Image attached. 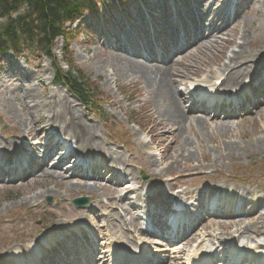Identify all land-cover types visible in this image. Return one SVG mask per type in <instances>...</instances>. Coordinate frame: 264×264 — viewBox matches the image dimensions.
<instances>
[{"label":"rangeland","instance_id":"374dc122","mask_svg":"<svg viewBox=\"0 0 264 264\" xmlns=\"http://www.w3.org/2000/svg\"><path fill=\"white\" fill-rule=\"evenodd\" d=\"M89 1L90 5L87 6L86 13L80 19L82 22L76 21L70 26L72 29L78 27L79 30L75 36L71 37V41L63 50L65 54L60 52L62 48L61 38L54 42L55 49L52 50V53L56 60L61 61L64 69H66L64 63H67V59L74 65V68L82 72L83 77L92 87L91 95L94 97V103L91 105L96 104L98 107L95 106V108L97 109L94 112L88 108L84 109L70 95L63 84H53L52 59L43 56L41 51H30L27 54V62L21 58L13 59L10 56L9 59L0 62V131L2 132V134L0 133V141L13 140L20 145L24 136L35 134V138L38 131L48 129L47 124H50L49 119L51 118H57L55 125L63 129L69 127L66 123L75 127L90 125L93 134L92 139L96 144L104 145L107 142L124 141L125 146L118 145L122 163L130 164L131 170H143L147 174L148 180L151 178L157 183H163L164 190L173 192V189L182 188L188 191V195H191L193 191L202 190L207 186L220 184L228 188L230 186L229 193H222L224 198L233 191L238 200L243 201L244 206L252 207V210L245 211L250 213L242 218L244 222L253 219L255 221L258 216H264V109L249 114L243 119L223 121L188 117L191 114L189 112L187 113L188 118L175 116L172 120L159 114L161 101L155 94L159 95L160 90L152 89L146 80H142L137 74L123 73L119 70L120 59L114 60L113 58L114 53H119L115 52L116 47L102 45L99 39L106 43L107 36L112 37L114 33L113 20L119 26L124 17L127 19L129 11L132 15L130 17L132 22L140 26V20L135 18L136 14L131 12V9L135 10V6L136 9H141V6L146 7L148 5L155 13V19L159 24L160 21L163 23L161 10L163 1L156 0V4L158 2L161 4L154 6L150 0H124V2H130L129 6L127 3H123V0L117 2L105 0L108 9L102 6V0ZM218 1L198 0L196 2L194 0L193 4H196L197 7L189 1H185V3L183 1L185 6L189 5L192 8L184 12L188 23L190 25L195 24L193 14L199 15L202 7L207 11L200 17L207 18L208 22L212 20L213 23V13L217 12L216 9L219 10L221 3ZM252 1H255L254 11L246 12L242 17L240 16L241 22L233 30L231 29L236 24H232L226 30L224 29V34L216 37L217 40L212 45L205 42L202 45L194 46L181 57L175 59L176 61L171 62L169 72H172L176 80L174 87L176 86L177 90L195 78L201 79V76H206L204 73L207 72L209 66H212L213 71H217L218 67L222 70L220 64L226 62L223 58L224 54H230L232 50H236L240 42L237 37L243 28L242 25H244L243 17L246 16L245 18H247L245 21L247 25L245 31L249 37V40L245 42L247 50L256 52L255 50L259 49V46L264 45V0ZM132 4L134 6H131ZM186 8L188 9V7ZM110 15L113 16L112 19ZM221 22L219 21L217 26ZM87 23L92 26L89 27ZM93 23L96 24V27L93 26ZM128 25L130 26V23ZM120 29L123 30L122 27ZM167 33L166 30L164 35L166 36ZM121 56L123 55L121 54ZM135 61L138 60L135 59ZM197 65L203 68L201 73L195 71ZM190 67L194 69L192 73ZM252 69L253 72L256 67L252 65ZM179 72L182 74L178 75ZM22 75L26 78L23 77L22 79ZM210 75L212 76V74ZM246 77L248 79L250 74ZM243 80L244 78L240 79L239 83H242ZM179 98L183 99V94ZM161 99L166 102L165 98ZM37 102L40 105L38 109L41 110L33 113L31 109L27 112L29 116L33 113L29 118L25 114L26 104L32 105L37 104ZM68 112L73 114L72 118ZM197 120L203 123L204 129L198 128ZM19 122L22 123L20 126L18 125ZM4 131H8L5 136ZM12 132H15V135ZM45 133L43 131V134ZM183 139L190 142L188 150L186 147L183 151L181 149ZM35 146L38 147V145ZM99 148L102 147L99 145ZM31 149H34V145L31 146ZM32 153L36 154L37 150H32ZM106 160L109 161V159ZM1 173L4 174L5 172L0 169V178L2 177ZM169 177L172 180H167ZM65 179L72 184L75 183L65 177L60 182L66 183L64 185L59 183V185L57 184L59 180L51 183L42 176L30 179L27 184L18 186H12L10 182L0 181V218L14 219V222L8 225L6 229L1 228L4 221L0 219V264H5L2 256L8 250L6 248L16 244L13 242L36 236L39 231L43 232L51 226H56L58 220L59 223L69 221L66 215L57 219L54 213L50 217L47 212L40 213L26 209L25 207L30 203H23V198L40 197L33 203H40L52 209L63 206L66 211L71 212L72 217L77 218L80 215L82 208L68 207V203L72 198L78 196V192L87 193L85 190L80 191V188H70ZM98 183L102 185L100 191L110 192L109 196L115 197L113 184L101 181ZM45 192H47L46 195L42 197ZM49 192H54V194ZM47 195L51 198V202L45 201L48 198ZM62 198L63 201L60 202ZM98 201L102 204L100 197L96 196L92 203L97 206ZM112 203L115 206L114 214L122 215L124 221L128 223L127 228L122 231L121 240L124 244L131 245L133 241L131 242L127 236L134 235L130 234L129 230H136L133 214L123 213L119 205ZM92 217L94 218V216ZM18 218L21 220L16 222ZM51 218L54 219V222L50 225ZM229 219L231 218H208L204 220L200 228L193 232V239L196 238L198 242L204 237L206 245L210 239H217L218 244L220 243L219 240H230L229 234L222 232L226 231L224 222ZM88 220L93 221L91 218ZM95 224L90 225L96 234L102 236L96 242V246L102 250L106 247L107 241L104 240L100 227ZM29 233L30 235L26 236ZM263 235L264 230L258 233L252 232L250 238L243 237V244H264ZM75 241L76 238L72 232L66 233L55 244L53 252L46 254L48 257L45 261L54 258V254L55 256L60 254L62 249L66 252L73 251L74 244L72 243ZM193 244L190 246L193 247ZM179 246L182 248L179 249L180 252L177 256L180 259L170 257L167 264L182 263V258L186 257L185 254L188 253L190 247L189 245Z\"/></svg>","mask_w":264,"mask_h":264},{"label":"bare ground","instance_id":"6f19581e","mask_svg":"<svg viewBox=\"0 0 264 264\" xmlns=\"http://www.w3.org/2000/svg\"><path fill=\"white\" fill-rule=\"evenodd\" d=\"M188 7H190V6H188ZM216 34H212L211 33L209 35V38L207 40H205V42H209L210 45H212L217 40V39H215L216 37H218ZM248 40H249V37L246 34V36H244V38L242 40L243 44L241 46L240 45L238 46L239 50L236 53L234 52L230 56L229 55L226 56V53L224 54L223 58L224 57H231V58L229 59L228 62L220 64V66H222V69H223L222 70V72H223L222 75H224V70L228 71L227 73H225V76H224L225 78H223V80L221 82V85L223 87H232L246 71L251 69V68L245 69V68H243L241 66L243 64V62H244L243 59L248 57V51H246L247 47L245 45V42L248 41ZM220 43H222V42H220ZM215 49H216V47H215ZM223 52H225V51H223ZM114 54H115V56L113 57L114 60L120 59L119 62H120L121 66L118 65V69L119 70L123 71V73L137 74V75H139L141 77L142 80H144V81L146 80V82L152 87V89L160 90L159 91L160 92L159 95L155 94V95H157L156 97H159V101H161L159 103L160 104L159 110H158L159 114L165 116L166 118H168L170 120H172L173 117H175V116H178V117H181V118H186L185 117L184 108L182 106V102L177 97V95L175 94V89H176L175 87L176 86L174 87V83H175L176 80L173 77L172 72L171 71L169 72V69H170L169 65H167L165 67H159V66H156V65H146V64H144L141 61H135V60L128 59V58H126L124 56H121L120 53H118V54L114 53ZM243 54H245V55H243ZM256 56L257 55L249 56V57L256 58ZM220 57H222V56H220ZM237 64H240L239 67L233 69L234 67L237 66ZM217 69L221 70V68H219V67ZM190 70H191L190 72L192 73L194 69L192 67H190ZM195 71H199L198 73H201L203 71V68L199 67L197 65ZM207 71L209 73H213L214 75H221V72L217 73V72L213 71L212 70V66L211 67L209 66ZM181 74H182V72H179L178 75H181ZM160 97L161 98H165L166 102H164ZM35 104L36 103L32 104L33 106L26 104V113L25 114L27 116H29V114L27 112H29L31 109H32L31 112H33V113H36L38 110H41V109H38L40 107V105H38L39 103L37 102V104L36 105ZM33 113L29 116V118H31ZM68 113L70 114V118H72L73 114H71V112H68ZM56 121H57V118L49 119V122L52 125L55 124ZM62 123H65V122H62ZM197 123H198L197 124L198 128L204 129L203 123L201 121L197 120ZM21 124H22L21 122L18 123L19 126ZM66 124H68L69 127L65 128V129L61 128V130H63L66 134H69L71 137L76 139V141L78 142L79 148H81L83 150L86 149L87 151H91L92 149H94L93 143H95V142L92 141L93 134H92V127L90 125H88V126L84 125L85 127L84 126L75 127L74 125H72L70 123H66ZM6 133H8V132H6ZM12 133L15 135V132H12ZM9 143H11V142H9ZM181 147H182L181 148L182 151H183L184 147H186L187 148L186 150H188V147H190V142L187 139H183ZM27 158L28 157H26L25 159H27ZM24 164H26V162ZM116 164H120V163H116ZM59 166H58V164L52 165L53 168H59ZM42 171H41V173H42L41 176L43 178H45V180L47 182H51L52 183L55 180L56 181L59 180V182H57V184L60 183L61 185H64L66 183L64 181L60 182V180H63V176H61L60 173L57 174L55 171H51V170H47V169L46 170L43 169ZM35 176H36V174L34 175V177ZM29 179H31V178H29ZM27 180L28 179H26L25 182H23V184H27L28 183ZM54 184H56V183H54ZM18 185H20V184H13V186H18ZM75 185L76 186H72L70 184L69 187L70 188H75V187L76 188H81L83 190L88 189V190H91V191H95V190H93V188L101 189L100 184L98 185L97 183L88 185L87 183L80 182V183L75 184ZM127 188H129V187H127V185L124 186V185H120L119 184V185L115 186L114 191H120V192L125 191V192L128 193L130 191H128ZM134 191H136V190H134ZM205 192L206 193H210L207 190ZM46 193L47 192L43 193L42 197L45 196ZM49 193L54 194V192H49ZM135 195H136V193H135ZM208 195H210V194H208ZM228 197H232V196H228ZM36 199H40V197H36V196H34V197H26V198H23L22 202L23 203H28L29 202L30 204H28L26 206V208H30V209L34 210L35 212H48V211H50V209L47 206H42L40 203H33L34 201H37ZM224 201L227 202V206H229V207L234 206L233 205L234 204L233 203L234 202V198H230V199L228 198L227 200H224ZM118 202L122 203V199H119ZM220 202H221L222 206L226 205V204H223L222 200H219V202H217V203L220 204ZM205 203H207L210 206L213 205V207L217 205L215 197H211V198L207 199V196H206ZM124 210L126 211L127 208H125ZM84 212L85 213L81 214V216H82L83 220L86 221L87 218H91V217L89 216V211L88 210L87 211L84 210ZM9 218H12V217H9ZM166 218L170 221V223L172 225H174L175 221L173 222L169 218V216H166ZM0 219H2L4 221L1 224V228L2 229H6V227L8 225H10V224H12L14 222V219H7V220L4 219V218H0ZM20 220H21V218H18V219H16V222H19ZM116 220H118L119 226L124 224L123 221H120L116 217H112V215H110V216L106 217V220H105L106 227L109 228V229H110V227H112V225H115V226L119 227L118 225L115 224ZM175 223H176V225L180 224V220L175 222ZM70 225L75 227V228L78 227V226H76V225H74L72 223ZM226 226H227L228 229H233L234 228V230H237V232H240V233H247V232H250V231L258 232V231H261V230L264 229V216L258 217L257 221H255V222L243 223V221H241V222H233L232 221V222L227 223ZM88 249H90V248L88 247ZM17 256H18V263L22 264V263L25 262V259H26V261L31 264V259L32 258L30 256H26L25 258L22 257L20 254H17ZM240 256L242 258H248L249 257V255H241V254H240Z\"/></svg>","mask_w":264,"mask_h":264},{"label":"trees","instance_id":"16d2710c","mask_svg":"<svg viewBox=\"0 0 264 264\" xmlns=\"http://www.w3.org/2000/svg\"><path fill=\"white\" fill-rule=\"evenodd\" d=\"M89 5V0H0V56L9 52L20 55L28 50L52 56L54 39L63 37L65 48L75 32L69 30L65 23L80 18ZM67 62L69 68H73ZM54 66L57 79H63L88 103L86 94L89 86L80 71L75 68L78 73L75 77L70 71L61 74L57 64ZM80 78L82 83L78 82Z\"/></svg>","mask_w":264,"mask_h":264}]
</instances>
